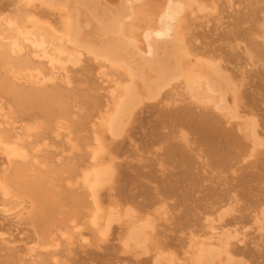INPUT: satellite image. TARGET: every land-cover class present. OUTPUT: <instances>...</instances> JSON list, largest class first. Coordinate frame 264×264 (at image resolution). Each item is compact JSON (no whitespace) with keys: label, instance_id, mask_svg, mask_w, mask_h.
I'll return each instance as SVG.
<instances>
[{"label":"bare ground","instance_id":"bare-ground-1","mask_svg":"<svg viewBox=\"0 0 264 264\" xmlns=\"http://www.w3.org/2000/svg\"><path fill=\"white\" fill-rule=\"evenodd\" d=\"M263 183L264 0H0V264H264Z\"/></svg>","mask_w":264,"mask_h":264},{"label":"rangeland","instance_id":"rangeland-1","mask_svg":"<svg viewBox=\"0 0 264 264\" xmlns=\"http://www.w3.org/2000/svg\"><path fill=\"white\" fill-rule=\"evenodd\" d=\"M105 1H103V6L102 5H100L99 7H98V12H99V14H103L102 12H103V8H104V10H105V12H108V9H107V7H106V5H104L105 3H104ZM145 2H146V0H145ZM134 5V4H133ZM135 7H136V3H135V5H134ZM135 7H133V8H135ZM136 9V8H135ZM102 10V11H101ZM140 14V13H139ZM141 15H143V12L141 11V14H140V16ZM141 18V17H140ZM138 19H139V17H138ZM137 20V19H136ZM139 21L141 22L142 20L140 19V20H137V22L139 23ZM90 29V30H89ZM89 33L92 35V36H95L96 34H95V25L94 24H92V26L91 27H89ZM111 108V107H110ZM99 121L100 120H97V123H99ZM98 126V124L95 126V129H98V128H100L99 126H98V128H96ZM102 139V138H101ZM105 153L106 152H108V148H105V151H104ZM110 153V152H109ZM100 161V160H99ZM99 161H95V164H97V163H99ZM97 162V163H96ZM264 184V183H263ZM263 187H264V185H263ZM103 207V208H102ZM101 207V213L102 214H106L107 213V211H108V209L106 208V207H104V206H102ZM105 209V210H104ZM116 211V212H115ZM159 211H161L160 209H159ZM113 212L115 213V215H114V219H116L115 221H114V223L113 224H116V223H119L120 221H122V219L124 220L125 218H126V216L123 214V207H122V205H120V206H116V207H114L113 208ZM207 218H210V217H207ZM103 218H101V220H102ZM212 218H210V220H211ZM258 221H260V219H258V217L256 216L254 219H253V225L251 226V225H249L247 228H243V231L242 232H247V230H248V228H249V230L248 231H250L253 227H254V224L256 223V222H258ZM206 223V222H205ZM213 223H210L209 224V229H208V231H209V233H216V234H218V232H222V230L220 229V228H217V227H214V226H211L210 227V225H212ZM98 226H100L99 225V222L97 223V227L96 228H98ZM87 227H88V225H87ZM252 227V228H251ZM86 228V227H85ZM236 228V227H235ZM213 229V230H212ZM215 229V230H214ZM231 229V230H230ZM232 229H234V228H228V229H226V230H224V231H228V232H232V231H234V230H232ZM236 229H238V228H236ZM154 230L157 232V228L155 227L154 228ZM214 231V232H212V231ZM218 230H220V231H218ZM256 230H258L257 232L259 233V232H263L264 231V229L263 228H260V230L261 231H259V229H257L256 228ZM211 231V232H210ZM149 235H152V232L151 231H149V233H148ZM210 237V235H207V237L206 236H204V237H200V236H196V238L198 239V238H200V239H204L205 241L207 240V242H212L213 240H214V238L213 237H211V238H209ZM209 238V239H208ZM209 240H211V241H209ZM227 243H224L223 244V246H221L220 247V249L223 251V250H225V248L226 247H231L230 245H226ZM223 254H225V252L223 251L222 252ZM246 264H249V263H246Z\"/></svg>","mask_w":264,"mask_h":264}]
</instances>
